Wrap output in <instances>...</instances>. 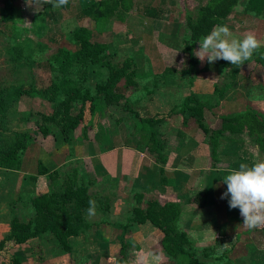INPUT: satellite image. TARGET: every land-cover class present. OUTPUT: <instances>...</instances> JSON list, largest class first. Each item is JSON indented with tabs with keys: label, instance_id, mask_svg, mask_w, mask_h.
<instances>
[{
	"label": "trees",
	"instance_id": "1",
	"mask_svg": "<svg viewBox=\"0 0 264 264\" xmlns=\"http://www.w3.org/2000/svg\"><path fill=\"white\" fill-rule=\"evenodd\" d=\"M23 0H1L0 24L14 23L16 14ZM240 0H206L198 4L195 10L186 9L184 14L185 29L181 37V52L186 57L187 65L180 70L189 76V83L193 82V74L199 59L193 54L195 45L214 26L223 25L225 19L232 13ZM135 0H96L90 10L89 19L91 26L78 25L69 33V42L75 45L74 51L62 45L56 46L47 56L50 67L58 73V78L50 84L36 89L15 87L10 91L0 92V116L12 102L22 96L30 97H62V102L57 111L53 113H30V119L38 122L37 130L43 136L55 135L59 130L65 141H68L82 121L84 106L90 102L93 126L96 116L104 117L108 114L111 105L121 106L129 113L128 125L138 135V144L142 150L153 156L160 165L161 183H169L165 175V165L168 161L167 143L159 132L158 126L166 122L173 115H182L185 119L183 125H187L189 118H194L198 131L207 138L210 150V158L213 166L219 158V148L222 142L232 141L233 137L244 135L254 143L259 151L264 152V113L256 108L247 107L244 110L230 113H222L217 127H210L205 123V111L211 109L203 96L194 92L187 94L180 102L166 113L159 116H143L128 101L120 90L119 83L123 81L125 90H136L138 85V70L133 55L125 57L119 66L114 64L108 52L106 42L93 39L94 27L100 32L111 20L124 21L128 13L135 9ZM244 12L260 16L264 11V0H246ZM142 14L147 17L159 18L160 10L157 7L145 5L141 8ZM254 61L264 67V48L253 54ZM250 61V60H249ZM249 61H246L247 64ZM243 64L242 66H244ZM103 67L108 72L107 78L96 85L95 92L91 87L85 86L84 79L90 70V66ZM220 65L225 79L229 80L223 88L214 86V92L223 96L231 86V82L237 77L241 67L236 68L229 62L222 60ZM74 67L82 71V79L78 80L68 76V72ZM174 72L171 68H165L164 72L157 75L154 87L164 77V73ZM149 90L148 92H151ZM29 119V120H30ZM35 139V133L26 131L23 136L16 138L10 145L0 142V168L19 169L22 156L28 145ZM38 175H46L47 192L43 194H31L29 202L34 210L32 222L22 221L17 211V201H13L10 211L9 231L0 240V251L4 249L5 242L14 240L17 244L26 242L33 237H39L44 232H51L61 248L71 250L69 238L91 228L92 223L86 219V209L89 200L95 203L102 199L103 211L109 208V199L90 193L92 180L80 175L78 167L68 170L57 169L49 171L42 162L38 163ZM36 177H32L35 180ZM133 200L136 204L132 209V215L119 227H127L132 223L143 224L150 222L158 228L162 236L160 246L164 253L174 264H209L208 261L197 257L194 249L195 241L187 231L179 226L182 202L176 199L162 202L157 197H146L143 193H134ZM187 203L204 207L208 203L206 190L197 192L188 197ZM9 215V214H8ZM0 216V220H5ZM264 230V229H261ZM220 239V238H218ZM221 240H224L222 237ZM220 241V240H218ZM127 244L120 246V256L117 262L126 264ZM224 253L223 256L226 255Z\"/></svg>",
	"mask_w": 264,
	"mask_h": 264
},
{
	"label": "rangeland",
	"instance_id": "2",
	"mask_svg": "<svg viewBox=\"0 0 264 264\" xmlns=\"http://www.w3.org/2000/svg\"><path fill=\"white\" fill-rule=\"evenodd\" d=\"M159 1V6L174 13V17L180 19L179 34L181 35L185 29L184 14L186 9L195 10L196 6L205 0H158V3ZM95 2L96 0H69V3L65 6L54 8L51 5H44L42 11L34 13L30 8L25 6V0H23L16 14L15 22L0 24V92L10 91L15 87L28 88L33 86L36 89H40L56 80L58 73L50 67L47 56L58 45H62L72 51L76 49L75 45L69 42V33L78 25H92L89 19V13ZM245 2L246 0H240L239 4L233 10V16L231 15L233 21L229 22L228 25H230V30H232L231 33H234L232 38L240 39L243 38V33L253 32L257 39L264 44V11L260 16L252 15V17L250 14L249 16L243 10ZM127 17L128 15L125 20ZM115 21L118 25V21ZM112 22L114 20H111L109 23ZM117 25L115 27L113 26L112 34L106 31L108 27L106 25V29L103 28L100 32L94 27L93 39L109 44L108 52L110 58L114 64L119 66L125 57L134 53L133 48L135 47L131 46L132 42H130V39H134L136 34L132 32L130 36L128 35L130 33L126 31L127 27L119 28ZM235 33L239 35L236 36ZM159 39V32L152 30V27L149 30H145V32H141L138 45L146 46L141 47L140 52L137 51L140 60L138 64L139 72L144 77H141L142 83L149 84L148 86L150 87L154 86L156 76L149 79L146 77L149 67L151 69L153 68L155 73L169 67L174 72L164 73L165 76L160 79L159 83H165L167 86H174V84L176 85L178 83L180 86L177 94L179 95L178 98L182 99L183 96L189 94V89L193 86L194 81L190 84L189 76L180 72L187 65L186 57L181 52V42L178 47L172 46L171 49L167 50L163 46H159ZM128 47L132 48L128 50ZM146 52L152 56L153 64H148L145 61V57H142ZM175 53L176 55L174 56ZM181 60L184 61L183 64L180 63ZM221 61L217 60L211 64L206 61H200L196 67V73L193 74V80L197 78V81H200L198 83V91L207 101L208 105L212 107L205 111V123L212 128L219 125V116L222 113L237 112L247 107L256 108L264 113V67L256 63L252 58L247 64L241 67L236 79L231 82V86L220 97L219 94L214 92V86L223 88L226 83H229V80L225 79L223 75V69L220 65ZM90 70L83 76L85 77L83 81L85 86L91 87L92 92H95L96 85L107 78L108 72L105 68L97 65L90 66ZM204 71L211 73L209 74V78H205L206 81L200 79L203 77L201 73ZM82 75L83 73L78 67H74L68 72L69 77L78 80L82 79ZM138 83L141 84V81ZM119 87L121 91H126L123 86V81L119 83ZM143 90H138V93L142 94ZM61 102L62 97L43 98L25 95L12 102L6 108L5 113L0 116V142L5 145H10L16 138L23 136L26 131H31L35 133L34 140L38 139L39 143L46 146V140H43V136L37 130L38 122L29 118L30 113H53L58 110ZM108 111H111L114 119L125 124L128 129L126 130V134L130 135L129 132H132V127L127 123L130 118L129 113L123 110L120 105H111L108 107ZM97 119L98 116L94 118V124L97 122ZM184 119L182 115L169 117L162 128L164 131L162 135H164V140L167 143L166 151L171 159L175 157L181 141L183 142L180 131ZM91 120V106L90 102H87L84 106L82 121L78 128L83 129L84 127L87 129V133L91 134L92 127L89 125ZM188 121H190L189 135H193L194 130H197V133L201 134L197 129L194 118H189ZM121 127L123 131L125 128L124 125L121 124ZM55 133L61 135L59 130H55ZM52 136H48L50 140H52ZM202 136L205 137L204 135ZM204 141L207 142L206 137ZM208 151L210 153L209 146ZM209 155L206 162L207 164H212V159ZM259 160H264V152L259 151L258 147L248 137L240 135L233 137L230 142L227 140L222 142L219 148L218 162L214 165L216 169L212 172L211 176L208 177V173L205 171L200 176L172 177L173 180L176 179L178 182L180 197L183 198V202H186L188 197L194 196L197 192L206 190L208 193V202L210 201L209 206L211 207L209 208L210 212L208 209L206 210L208 212H202L201 218L204 217L206 220H209L212 217H209L210 214H215L217 217L215 222L218 224L216 228H211L209 231L211 234H206L204 240H194V249L199 259L208 261L209 264H260L259 259H257L259 257L258 253L262 254L263 252H257V245L263 238L264 230H249L244 227L239 209L230 210L227 199H220L221 194L226 191L227 186L222 182V179L228 173V170L238 169L241 163L252 164ZM185 166L192 167V160L190 163L186 161ZM95 188H91V193L99 195L101 193L100 190L98 191ZM27 194H23V199L22 197H17V203L19 201V204L24 205L26 200L28 203ZM153 195L162 202L175 199L176 197L173 189L170 187L164 188V192H155ZM146 197H150V195ZM130 201L129 198L128 202ZM103 202L102 199L96 202V215L91 217L90 220L98 221L102 217L108 218L107 214H103L101 217V212L103 211L101 204ZM26 204L21 208L20 219L25 222H32L35 213L33 207ZM193 208L195 211L198 209L195 205ZM130 211L132 212V208H128V212L126 210L122 212L117 222L126 223L127 219L131 216ZM10 217L11 214L9 213L7 217H4L5 220L1 218L0 222L5 221L6 224H9ZM179 224L184 229L181 220ZM118 227L114 232L119 233L118 230H120V234L126 238L124 240H131L132 235L129 232L126 233L127 227L122 229ZM137 227H141L140 224L133 223L128 228L136 229ZM121 230H123L122 233ZM149 230L150 228H144L142 232L146 234ZM127 235L131 237L127 239ZM217 237L220 239H217ZM222 237H224V240H221ZM44 240L42 243L45 245L49 244L47 237ZM53 243H50L48 247L52 246L53 248ZM225 243L229 244V248L225 251L227 252L226 255L223 256L225 252L220 254L218 249ZM54 249L56 250V248ZM62 253L66 254V256H71L70 251L62 250ZM84 263L83 259L79 257H75L71 261V264Z\"/></svg>",
	"mask_w": 264,
	"mask_h": 264
},
{
	"label": "crops",
	"instance_id": "3",
	"mask_svg": "<svg viewBox=\"0 0 264 264\" xmlns=\"http://www.w3.org/2000/svg\"><path fill=\"white\" fill-rule=\"evenodd\" d=\"M135 2L136 7L128 13L126 20L123 22L118 21V25L114 20V22L106 24L108 26L107 29L106 27L104 28L112 34L113 26L117 25L119 28L127 27L126 31L130 33L128 35L131 36L132 32L139 35L137 37L135 35L134 39L131 38L130 42H132L131 46L135 47L133 48L134 53L132 55L137 65V80L138 82L141 81V84L138 83L136 90H126L123 91V94L141 115L162 117L186 95L182 99L180 98L181 100L178 98L179 95L177 93L180 86L178 83L174 84V86L159 83L156 87H150L148 86L149 84L142 83L141 79L144 77L139 72L138 64L140 60L137 51L140 52V48L146 46H139L138 44L141 32H145V30H149L152 27V30H157L160 34L159 46L161 45L167 50L171 49L172 46L178 47L183 34H179L180 19L174 17V13L159 6L160 1L158 3V0H135ZM145 5L157 7L160 10L161 16L157 19L144 16L141 8ZM232 13L224 21V24L229 29L230 25L228 24L233 21L231 17ZM247 14L249 15L250 13ZM250 15L252 16L253 14ZM114 23L115 25H113ZM235 34L236 36L239 35L238 33ZM198 47L199 43L195 45V50H198ZM131 48L128 47V50ZM142 57H145V61L148 64H153L152 56L147 52ZM164 70L155 73L153 68L149 67L146 77L149 79L160 75ZM209 74H211L209 71L202 72L201 75L203 77L200 79L206 81L205 78H209ZM193 81L194 83L189 89V93L194 92L201 95L198 91V83L200 81H197V78ZM140 89H144L142 94L138 93ZM149 90L152 91L148 92ZM121 124L125 127L123 131ZM164 124L165 122L163 121L158 126V130L162 134L164 133L162 129ZM90 127H92L91 134H88L87 129L84 127L83 129L78 128V130L72 132L68 141H65L62 135H58V133L52 136V140L48 136L43 137V140H46V146L39 143L38 139L33 140L22 156L19 169L0 168V216L9 214L13 201L17 197H22L23 199L24 193H28L27 197L29 200L31 194L39 195L47 192L46 175L37 174L38 163L42 162L50 172L57 169L68 170L72 167H78L80 175L92 180L93 184L91 188L96 187L95 189L100 190L101 193H98V196L109 199L108 210L101 212V217L103 214H107L108 218L102 217L98 221H92L86 215L87 221L92 223V226L78 236L69 238L71 246L70 257L62 253L64 249L60 247L51 232H44L39 237L30 238L21 244H17L14 240L6 241L4 249L0 251V264H71L72 259L75 257L82 258L83 262H85L84 264H121L117 262V258L120 256V246L122 243L128 246L126 249V264H156L153 260L154 256L160 257L158 264H174L161 249V231L150 225V222L140 224L141 227H137L136 229H130L127 226L126 233L129 232L132 235V237L127 235V239L131 237V240H124L126 238L120 234V230H118L119 233L114 232L117 230L118 225L124 224L117 222L119 215L125 212V210L128 212V208L133 209L136 206L132 197L134 193H143L145 196H151L155 192H164V188L169 187L173 189L176 195L175 199L182 202L180 220L184 226V230L194 240H204L206 234H211L209 233L211 228H216L218 223L215 222L217 218L215 214H210L209 217H212L209 220H206L204 217L201 218L202 212L210 210V201L204 207H197L198 209L195 211L193 208L195 204L183 202V198L180 197L178 182L176 179H172V177L190 175L200 176L205 171L209 177L216 169L213 164H207L206 162L210 153L208 151V144L204 141L205 137L197 133V130H194L193 135H189L190 121L181 128L180 133L182 134L181 139L183 142L181 141V145L177 148L175 157L171 159L168 156L165 166V175L169 181L167 185L161 183L160 165L154 160L152 155L140 148L138 135L134 131L129 132L130 135H127L126 130L128 129L125 124L114 119L111 111H108V114L104 117L98 116L97 122L93 123V126ZM191 160L192 167L185 166L186 161L190 163ZM32 177H36V179L32 180ZM129 198L130 202H128ZM17 204H19V201ZM24 205H17L19 217L21 208ZM26 205L32 206L29 201ZM207 209L208 211H206ZM118 228L122 229L123 227ZM144 228H150V230L146 234H143L142 230ZM8 231L9 224L1 221L0 240ZM46 237L49 244L54 242L53 248L52 246L48 247L49 244L45 245L42 243ZM262 237L261 242L259 241L257 245V252H263L262 254L258 253L259 257L257 259H259L260 264H264V235ZM54 248L59 250L56 251Z\"/></svg>",
	"mask_w": 264,
	"mask_h": 264
},
{
	"label": "clouds",
	"instance_id": "4",
	"mask_svg": "<svg viewBox=\"0 0 264 264\" xmlns=\"http://www.w3.org/2000/svg\"><path fill=\"white\" fill-rule=\"evenodd\" d=\"M68 3L69 0H25V6L34 13L42 11L44 5L59 8ZM198 43V50L193 54L201 62L211 64L224 60L236 68L251 60L253 54L264 47L253 32L244 34L240 39L232 38L231 30L226 24L214 26ZM180 63L183 64L184 61L181 60ZM222 182L227 187L220 199H227L230 210L239 209L242 225L249 230L264 229V160L252 164L241 163L238 169H229ZM88 205L86 215L91 218L96 215V203L89 200ZM228 248L229 244L225 243L219 247L218 252L222 254ZM153 260L158 264L160 257L154 256Z\"/></svg>",
	"mask_w": 264,
	"mask_h": 264
}]
</instances>
